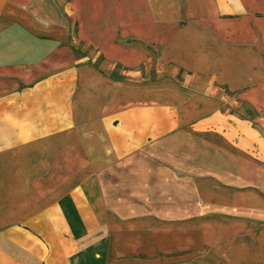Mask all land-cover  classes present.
Listing matches in <instances>:
<instances>
[{
    "label": "crops",
    "instance_id": "1",
    "mask_svg": "<svg viewBox=\"0 0 264 264\" xmlns=\"http://www.w3.org/2000/svg\"><path fill=\"white\" fill-rule=\"evenodd\" d=\"M53 15L144 71L74 94ZM0 264H264V0H0Z\"/></svg>",
    "mask_w": 264,
    "mask_h": 264
},
{
    "label": "rangeland",
    "instance_id": "2",
    "mask_svg": "<svg viewBox=\"0 0 264 264\" xmlns=\"http://www.w3.org/2000/svg\"><path fill=\"white\" fill-rule=\"evenodd\" d=\"M53 20V25H57L59 27V24L62 23V25L66 28L68 27V29L66 32L52 31L51 33L52 40L64 39L65 42L63 45L66 46L65 48L62 47V58L52 60V70H63V67L67 66V84L69 90H72L74 94L79 91V94H84L85 100L87 99L86 94H91L92 88L95 87V71L99 72L101 76H108L109 78H114L116 81L122 80L123 73L125 71H144L143 66L138 69L129 70L127 68L125 69V67L121 64L113 65L112 60L109 62L107 58V49L105 47L95 48L88 42L86 43L81 40L78 34V24L76 23L74 17L69 15H53ZM114 36L117 41L122 43L123 32L117 31ZM116 50L122 54V49ZM150 73V77L154 80V71ZM89 88H91V90H89ZM88 99L91 103L92 97L89 96ZM86 116H88V119L85 118L84 121L95 120V112L91 111V113H88ZM84 156L83 160H68L69 174L63 178H49L46 169H43V163L38 162L37 167L41 169L36 171L37 176L35 179V186L39 197L43 198L46 194H48L46 192V188L49 187V185L61 183L70 187L75 183V181L76 183L77 180L80 182L81 178L85 183L91 182L93 175L95 174V161L90 159L86 153ZM69 167L74 169L78 167V169L83 170V174L77 177L75 174H72Z\"/></svg>",
    "mask_w": 264,
    "mask_h": 264
}]
</instances>
